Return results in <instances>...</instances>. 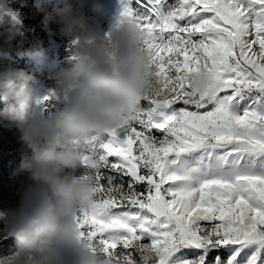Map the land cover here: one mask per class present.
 <instances>
[{"label": "snow or ice", "instance_id": "obj_1", "mask_svg": "<svg viewBox=\"0 0 264 264\" xmlns=\"http://www.w3.org/2000/svg\"><path fill=\"white\" fill-rule=\"evenodd\" d=\"M126 14L160 90L94 142L107 218L84 230L118 264H264V0H129ZM202 69L211 95L193 87Z\"/></svg>", "mask_w": 264, "mask_h": 264}, {"label": "clouds", "instance_id": "obj_2", "mask_svg": "<svg viewBox=\"0 0 264 264\" xmlns=\"http://www.w3.org/2000/svg\"><path fill=\"white\" fill-rule=\"evenodd\" d=\"M12 2L0 0V38L22 49L28 29ZM47 3L37 0L44 30L67 40L68 55L55 83L30 84L36 77L4 63L0 53V126L15 127L27 149L13 170L24 174L15 203L0 206V243L12 240L9 250L0 252V264H118L83 228L87 216L107 218L93 145L131 123L160 90L145 43L148 32L126 13L105 29L94 26L93 15L73 0H60L51 9ZM102 11L96 0L92 12ZM46 52L37 41L21 54L42 58ZM191 76L201 94L211 95L217 87L212 71ZM142 248L151 256L148 245Z\"/></svg>", "mask_w": 264, "mask_h": 264}, {"label": "rangeland", "instance_id": "obj_3", "mask_svg": "<svg viewBox=\"0 0 264 264\" xmlns=\"http://www.w3.org/2000/svg\"><path fill=\"white\" fill-rule=\"evenodd\" d=\"M60 0H48L47 7L51 9ZM77 6H82L93 15L94 26L107 28L111 22L122 13L128 10L129 0H100L103 5V11L99 14L92 12V4L96 0H73ZM11 8L18 10L20 18L26 29H28V39L23 48H17L15 44L9 47L8 44L0 38V53L4 54L2 59L4 63H10L13 67L23 68L32 73L35 81H29L30 84L39 86L41 81L51 86L55 83L56 73L65 63L67 40L59 32L53 31L41 33L39 23L42 24L43 13H39L37 0H13ZM13 15L14 13H9ZM41 21V22H40ZM54 28V26H53ZM37 41L43 42V47L47 52L42 58H34L22 55L21 53L32 48ZM145 103V102H143ZM0 104V108H3ZM180 105L178 104L177 107ZM18 130L0 126V206L7 203H15V191L24 179V174L13 175V170L19 165L21 154L27 151L17 137ZM110 159H113L110 157ZM12 245V240H5L0 243V252L6 253ZM215 255V253H214Z\"/></svg>", "mask_w": 264, "mask_h": 264}, {"label": "trees", "instance_id": "obj_4", "mask_svg": "<svg viewBox=\"0 0 264 264\" xmlns=\"http://www.w3.org/2000/svg\"><path fill=\"white\" fill-rule=\"evenodd\" d=\"M39 13H42V12H39ZM41 22V21H40ZM38 29H40L41 33H45L46 31L44 30L42 24L39 23V27Z\"/></svg>", "mask_w": 264, "mask_h": 264}]
</instances>
